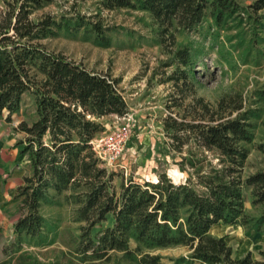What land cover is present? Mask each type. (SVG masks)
<instances>
[{
  "label": "trees",
  "instance_id": "obj_1",
  "mask_svg": "<svg viewBox=\"0 0 264 264\" xmlns=\"http://www.w3.org/2000/svg\"><path fill=\"white\" fill-rule=\"evenodd\" d=\"M45 1L3 0L5 10L0 11V115L5 111L10 121L26 92L34 96L36 115L15 128L22 134L13 146L15 162L24 160L29 173L15 188L14 239L2 248L5 259L0 264H40L22 245L25 239L47 243L41 207L58 197L72 208L78 224L72 250L78 262L72 264H120L117 253L134 264H166L155 251L176 246L188 254L170 259V264H264L249 253L234 257L224 236L209 233L217 224L239 226L246 234L264 233V170L243 173L255 123L264 125V83L249 97L229 90L214 102L206 101L194 88L192 47L176 42L178 34L206 25L233 33L237 51L254 53L249 62H264L257 49L264 35V0L245 7L237 0H96L103 10L139 11L150 19L167 57L162 67L172 68L167 75L162 72V82L173 87L162 127L168 151L179 157L178 171L187 175L180 183L160 173L156 181L129 180L117 186L116 174L101 166L92 141L103 130L100 118L126 114L118 79L49 52L40 42L82 28L98 46L108 47L109 37L99 12L91 16L94 21L80 14L73 23L51 17L33 21L30 14ZM257 149L264 154V143ZM244 191L253 213L244 210ZM107 215L111 224L92 236Z\"/></svg>",
  "mask_w": 264,
  "mask_h": 264
},
{
  "label": "rangeland",
  "instance_id": "obj_2",
  "mask_svg": "<svg viewBox=\"0 0 264 264\" xmlns=\"http://www.w3.org/2000/svg\"><path fill=\"white\" fill-rule=\"evenodd\" d=\"M252 1L237 0L243 7ZM3 10L5 4L0 0V11ZM96 12H99V20L109 37L108 47L96 45L93 34L86 28L72 33L60 31L56 36L40 42L49 52L61 53L90 71L107 73L118 79L117 86L127 106L124 122L128 125V135L117 160L112 164L102 162L101 166L116 174L113 180L115 186L129 180L137 183L156 181L160 173H166L174 183L183 182L187 175L178 171L175 162L179 157L168 151L169 140L162 127V120L169 114L165 104L173 92L171 83L162 80L172 68L162 67V62L167 57L152 34L147 14L127 10L106 11L97 6L96 0L76 3L73 0H46L41 7L32 11L30 18L33 21L45 17L57 21L66 18L73 23L77 14L94 21L95 18L91 16ZM232 36L233 33H218L203 25L197 31L180 33L176 37L178 46L190 44L192 47L194 88L196 94L206 101L214 102L220 94L229 90H239L249 97L253 89L264 83V62H249L247 58H253L254 53L248 55L245 51H237L234 47L236 41ZM257 49L264 53L263 34L260 35ZM5 116L4 111L0 115V261L5 259L2 247L10 245L14 239L11 227L17 217V201L13 198L15 187L29 173L24 160L15 162L16 149L13 146L17 138L22 136L15 133V128L20 121L30 123L36 118L34 96L30 92L24 93L19 111L11 116L10 121ZM121 118L114 115L100 118L103 130L93 141L104 136L114 126L123 124ZM252 132L254 138L246 145L248 155L244 175L264 170V154L257 149L258 144L264 143V125L261 121H256ZM191 147L195 149L193 145ZM244 210L253 213L248 191H244ZM41 213L46 220L44 231L47 233V243L25 239L22 249L40 264L77 263L72 250L78 234V224L73 221L72 208L58 197L54 202L42 205ZM106 218V221L92 229V236L111 224L110 215ZM211 234L224 236L233 249L234 257L249 253L254 262L264 263V233L246 234L239 226L217 224L211 229ZM155 253H159L166 264L171 263L170 259L188 254L187 249L181 246ZM116 256L120 264H134L119 253ZM190 264L201 263L192 261Z\"/></svg>",
  "mask_w": 264,
  "mask_h": 264
},
{
  "label": "built area",
  "instance_id": "obj_3",
  "mask_svg": "<svg viewBox=\"0 0 264 264\" xmlns=\"http://www.w3.org/2000/svg\"><path fill=\"white\" fill-rule=\"evenodd\" d=\"M122 121H125L123 116ZM128 135V125L124 122L114 126L112 130L106 133L98 140L92 141V147L96 156L106 164H112L120 156L124 141Z\"/></svg>",
  "mask_w": 264,
  "mask_h": 264
},
{
  "label": "crops",
  "instance_id": "obj_4",
  "mask_svg": "<svg viewBox=\"0 0 264 264\" xmlns=\"http://www.w3.org/2000/svg\"><path fill=\"white\" fill-rule=\"evenodd\" d=\"M19 184H20V183H19ZM16 186H17V185H16ZM15 188H16V187H15ZM16 218H17V217H16ZM15 220H16V219H14V222H15ZM14 222H13V223H14ZM12 225H13V224H12ZM215 226H216V225H215ZM213 227H214V226H213ZM213 227H212V228H213ZM212 228H211V229H212ZM211 229L209 230V233H211ZM11 230H12V227H11ZM2 248H3V247H2Z\"/></svg>",
  "mask_w": 264,
  "mask_h": 264
}]
</instances>
